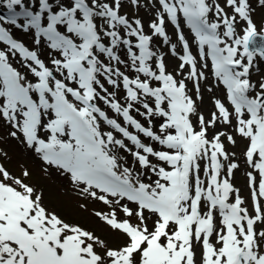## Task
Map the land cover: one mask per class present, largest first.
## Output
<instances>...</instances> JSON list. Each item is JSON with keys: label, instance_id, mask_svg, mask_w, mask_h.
I'll return each mask as SVG.
<instances>
[{"label": "snow or ice", "instance_id": "6c2138e0", "mask_svg": "<svg viewBox=\"0 0 264 264\" xmlns=\"http://www.w3.org/2000/svg\"><path fill=\"white\" fill-rule=\"evenodd\" d=\"M0 6V139L108 206L94 215L124 237L111 247L66 222L27 169L0 163V264H264V0H127L132 16L125 0ZM210 78L223 92L206 119ZM217 125L247 141L250 207Z\"/></svg>", "mask_w": 264, "mask_h": 264}, {"label": "rangeland", "instance_id": "374dc122", "mask_svg": "<svg viewBox=\"0 0 264 264\" xmlns=\"http://www.w3.org/2000/svg\"><path fill=\"white\" fill-rule=\"evenodd\" d=\"M253 3L255 6V0H253ZM124 9L127 13L133 14V9L127 6V0L125 1ZM141 14L142 12L139 11V15ZM253 18L259 28L262 21H264V9L257 7ZM149 19L150 17L147 21H149ZM211 108L210 101L209 110ZM226 131L232 132V130L228 128ZM6 132L7 129L0 130V136H6ZM234 138L236 140V145L233 147L227 144V146L229 151H234L236 153V158L239 160L240 158L242 159V153L244 151L241 141L242 138L239 136H234ZM0 151H2V153H7L6 156L0 154V163L16 176H20L22 170L27 169L31 175L25 182L30 183L37 189L43 190L46 206L50 210L55 211L66 222L78 224L81 225V227L83 226L92 231L100 239L106 241L111 247H118L123 243L124 237L121 236L119 232L110 229L94 215V212H102L103 209L106 208L102 203L81 196L67 178L60 176L55 170L49 171L47 175L43 173L41 170L42 163L38 159H35L24 149V146L17 141L13 139H0ZM237 153H239V155H237ZM240 173L241 169L239 168L236 176H239ZM237 182L238 187L242 190L241 195L248 201V191L245 190V178L243 183L239 178H237ZM120 213L121 216L124 217L122 212ZM100 226L104 227V229L100 230Z\"/></svg>", "mask_w": 264, "mask_h": 264}, {"label": "bare ground", "instance_id": "6f19581e", "mask_svg": "<svg viewBox=\"0 0 264 264\" xmlns=\"http://www.w3.org/2000/svg\"><path fill=\"white\" fill-rule=\"evenodd\" d=\"M220 2L223 4V0H220ZM150 12H151V10L148 9L146 11L147 14L145 16H143V19L145 20L146 24L148 23L147 17L150 16ZM171 60H172L171 58L167 57V64H168L169 68H172L173 67V64H172ZM219 94L220 93L218 91H216V90H214L213 92H208L206 90V87H204L203 100L202 101H198L199 107L201 109L204 108L205 110L206 109H209L211 97L214 96V95L215 96H219ZM212 110H214V107L212 108ZM223 128H225V126H223V125H217V129L216 130H220V129H223ZM212 131H214V129H209V133H211ZM237 155H239V153H237ZM50 171H51V169H50ZM102 229H104V227L100 226V230H102Z\"/></svg>", "mask_w": 264, "mask_h": 264}]
</instances>
